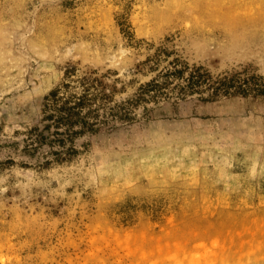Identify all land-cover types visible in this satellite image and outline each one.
<instances>
[{
    "label": "rangeland",
    "instance_id": "374dc122",
    "mask_svg": "<svg viewBox=\"0 0 264 264\" xmlns=\"http://www.w3.org/2000/svg\"><path fill=\"white\" fill-rule=\"evenodd\" d=\"M195 69L264 88V0H0V264H264V95ZM83 77L107 122L68 140Z\"/></svg>",
    "mask_w": 264,
    "mask_h": 264
},
{
    "label": "trees",
    "instance_id": "16d2710c",
    "mask_svg": "<svg viewBox=\"0 0 264 264\" xmlns=\"http://www.w3.org/2000/svg\"><path fill=\"white\" fill-rule=\"evenodd\" d=\"M177 65H175L176 67ZM182 73L181 70L175 68V75ZM185 85L180 88L181 91H198L200 87L211 89L213 96L222 93L225 96H240L248 97L250 94L253 97L263 96L264 88L255 77L251 79L240 80L236 76L230 78L224 77L216 81H212L207 73L195 69L184 80ZM99 82L97 79L88 81L86 78H81L79 86L82 88L80 97H63L59 96V90L51 92L45 98V112L50 115L48 120H52L54 128L57 130V135L60 128H64V136L71 140L72 137L79 135L85 131L94 132L96 126L102 125L106 120H103L101 107H95L96 96L93 92L97 90ZM159 86L156 82L151 81L142 89V93L157 92ZM199 92V91H198ZM197 93V92H196ZM111 116V113H109ZM74 128H79L75 130ZM95 128V129H94Z\"/></svg>",
    "mask_w": 264,
    "mask_h": 264
}]
</instances>
